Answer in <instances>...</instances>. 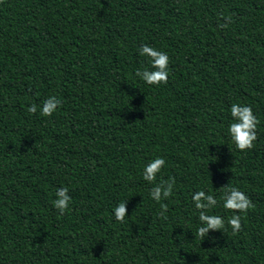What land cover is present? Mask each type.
I'll list each match as a JSON object with an SVG mask.
<instances>
[{"label":"trees","instance_id":"trees-1","mask_svg":"<svg viewBox=\"0 0 264 264\" xmlns=\"http://www.w3.org/2000/svg\"><path fill=\"white\" fill-rule=\"evenodd\" d=\"M144 44L167 83L136 77ZM49 96L53 115L29 112ZM233 103L258 120L251 149L227 135ZM226 186L251 204L235 233ZM199 190L225 220L203 240ZM0 264H264V0H0Z\"/></svg>","mask_w":264,"mask_h":264},{"label":"clouds","instance_id":"clouds-1","mask_svg":"<svg viewBox=\"0 0 264 264\" xmlns=\"http://www.w3.org/2000/svg\"><path fill=\"white\" fill-rule=\"evenodd\" d=\"M138 54L145 58L147 66L137 69L135 75L143 83L149 86H160L167 83L170 75L169 56L166 52L157 50L147 44L141 45ZM61 99L57 96L47 97L40 105L32 104L28 109L31 113L39 112V115L48 117L53 115L59 106ZM232 122L227 127V135L235 147L244 151L251 149L256 140V127L258 120L253 114L250 106L233 103L229 109ZM165 166V160L162 157H156L144 165L142 170V179L154 186L149 192V198L159 203L163 198H167L171 192V184L154 183L157 176L161 173ZM224 189L221 197L223 208L231 210V216L227 223L235 233L241 227L242 214L250 207L248 197L236 187H222ZM68 188L60 187L55 192V199L52 201L53 207L60 213H65L70 206L71 198L68 196ZM192 203L198 210L199 226L196 229V235L202 238L207 236L209 231H221L225 226V220L220 215L209 214L210 210L217 206V198L210 192L203 190L196 191L191 196ZM167 211L165 205L161 204L160 215L166 219L164 213ZM114 219L118 222L124 221L126 217V203H118L112 210Z\"/></svg>","mask_w":264,"mask_h":264}]
</instances>
